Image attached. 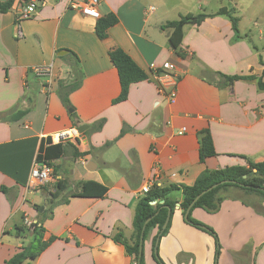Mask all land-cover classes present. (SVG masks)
I'll list each match as a JSON object with an SVG mask.
<instances>
[{"label":"crops","instance_id":"0c3cea01","mask_svg":"<svg viewBox=\"0 0 264 264\" xmlns=\"http://www.w3.org/2000/svg\"><path fill=\"white\" fill-rule=\"evenodd\" d=\"M32 1L38 4L33 18L19 19L22 0L0 13V264L20 251L24 238L32 240L16 234L26 220L44 227L45 241L56 239L25 264H134L114 237L121 235L133 244L135 209L145 183L192 186L207 170L246 166L242 157L264 162V89L259 87V80L264 82V43L260 51L250 33L241 34L240 21V39L227 16L186 25V57L181 58L163 28L174 20L164 12L157 15L147 0H100L101 18L113 13L119 20L105 40L96 34L98 19L81 11L88 0ZM200 2L199 14L226 8L208 11V0ZM258 33L264 42V30ZM115 48L123 49L148 75L119 104H113L121 92L119 75L109 56ZM166 62L177 68L173 104L159 91L149 68L155 63L161 69ZM46 65H53L52 82L32 72ZM77 71L82 84L69 95L74 109H68L59 90L75 82ZM217 74L254 79L219 88ZM101 120L97 131L94 126ZM73 126L88 127L78 142L62 144L61 157L50 153L53 181L27 189L38 156L44 157L49 144L58 145L51 137ZM204 130H210L217 156L203 163L198 134ZM58 180L66 189L51 213L50 194ZM88 181L106 186L107 194L73 197ZM223 196L216 213L197 208L192 214L216 232L218 260L215 238L188 224L177 207L158 245L166 264H264V199L237 188ZM170 198L181 202L182 192ZM157 234L156 228L144 242L145 264H157Z\"/></svg>","mask_w":264,"mask_h":264},{"label":"trees","instance_id":"16d2710c","mask_svg":"<svg viewBox=\"0 0 264 264\" xmlns=\"http://www.w3.org/2000/svg\"><path fill=\"white\" fill-rule=\"evenodd\" d=\"M16 0H0V13H6L11 10L13 4ZM30 3V0H22V4L25 6ZM215 16H227L232 22L233 29L236 33V39H240V30H239V20L236 18L232 11L227 8L220 9L216 14H192L181 16L178 20L171 21L167 23L163 28L169 30V41L171 48L181 58H185L186 54L183 51V29L186 25L192 24L200 26L207 18ZM119 22L117 16L113 13L98 19V22L95 27V31L99 39L105 40L108 37V30L117 25ZM111 62L117 69L121 92L120 95L113 100V104H119L126 101L129 97V91L133 84L140 83L148 79V75L142 70L138 64L131 58L121 48L112 49L109 52ZM78 59V58H77ZM33 72V71H32ZM34 73V72H33ZM77 75V76H76ZM79 75V76H78ZM219 80L215 82V85L219 88H224L232 85L235 81L238 80H248L254 79L252 76H226L223 74H217ZM75 82L69 86H62L59 90V96L66 108L74 109L69 95L81 87L80 73L77 71L75 74ZM260 89H264V82L262 79L259 80ZM27 111L19 112L20 116H24L28 113ZM72 118L76 121L78 117L75 113L71 114ZM104 124V120L99 121L95 126V130H101ZM126 133L124 129L119 136L122 137ZM199 156L200 161L205 162L207 159L216 157L217 152L213 143V139L210 133V130H204L199 132ZM108 144V143H107ZM63 145H52L49 144L44 151V161L48 162L50 165V153L55 157H61L63 155ZM246 160V166H232L226 167L218 170H207L202 173V175L197 179L194 185L192 186H169V187H153L149 193L144 195L139 201L135 209V217L133 222L134 227V239L133 244H129L124 240L123 236L117 235L114 237V240L118 243H121L125 246L126 251L129 255L134 258V264H139V246L141 233L146 222L150 221L146 225L144 242L149 237L150 233L154 229H158V234L154 238V258L157 264H166L158 254V246L156 248L157 240L166 236L170 230L171 226V217L174 211L179 207L182 211L183 217L185 218L187 211L190 209L188 218H185V221L202 230L211 236H213L217 242V251H216V261L218 260L220 254V244L216 232L209 226L195 220L192 216L193 211L197 208L203 209L208 213H216L222 202L224 201L223 192L229 188H237L243 190L247 193L256 194L264 199V162L255 163L249 160L246 157H242ZM42 160L40 156L37 158ZM226 182L219 185L217 188L209 191L203 195L193 206L194 200L205 190L211 188L212 186L219 184L221 182ZM66 189V184L58 180L55 184L54 191L51 192V213L54 206L57 204L55 201L60 197L61 193ZM2 191L7 192L5 188H2ZM108 192V188L98 182L88 181L83 182L79 186V190L73 194V197L79 198H103ZM174 192H182L183 200L180 202L178 200H172L170 197ZM156 201V205H151V202ZM56 204H55V203ZM41 206H38L36 209H40ZM169 208L172 210L170 220L165 229L164 225L169 216ZM47 211L43 214L46 218ZM52 215V214H51ZM41 220V221H43ZM44 227L39 224V222L33 223L31 226H28L25 222L23 225H20L16 229V234L30 236L32 240L23 245L19 252H17L13 257L5 262V264H25L28 261L36 260L56 239L52 238L49 241L44 240ZM140 264H145V255L140 259Z\"/></svg>","mask_w":264,"mask_h":264},{"label":"built area","instance_id":"2783aa9c","mask_svg":"<svg viewBox=\"0 0 264 264\" xmlns=\"http://www.w3.org/2000/svg\"><path fill=\"white\" fill-rule=\"evenodd\" d=\"M36 2H30L23 8L19 19H30L33 18L38 13V7ZM100 0H88L81 6V11L85 16H89L95 19H100L101 14L99 11ZM151 10H154L153 8ZM151 73L155 79L159 81V91L166 96L170 102L173 104L177 99V78L175 76L176 66L171 62H166L162 65L161 69L155 64L152 63L149 66ZM161 70L163 73H161ZM33 72L39 77L44 79L46 82H52L54 79L53 65L39 66L33 69ZM28 128V127H27ZM185 132V129L182 130V133ZM81 137V132L79 127L73 126L69 129L63 130L54 134L51 137V141L57 144L64 143H76ZM86 164V162H83ZM53 167L46 161L36 160L33 164L30 174V180L28 183L29 190L45 186L51 181H53ZM157 186L154 180L148 181L145 183L140 193L146 195L150 190ZM156 201L151 202V205L155 206ZM36 222H29L26 220V224L31 226Z\"/></svg>","mask_w":264,"mask_h":264},{"label":"rangeland","instance_id":"374dc122","mask_svg":"<svg viewBox=\"0 0 264 264\" xmlns=\"http://www.w3.org/2000/svg\"><path fill=\"white\" fill-rule=\"evenodd\" d=\"M147 2L156 10L157 15L164 12L174 21L178 20L179 16L189 13H202L200 0H147ZM208 3V11L221 7L232 11V14L241 22V34L245 35L244 31L250 33L251 41L259 47L260 51H263L264 42L260 40L258 31L264 30V0H208ZM24 243H29L27 238H24Z\"/></svg>","mask_w":264,"mask_h":264},{"label":"water","instance_id":"95a60500","mask_svg":"<svg viewBox=\"0 0 264 264\" xmlns=\"http://www.w3.org/2000/svg\"><path fill=\"white\" fill-rule=\"evenodd\" d=\"M85 127H88V126H81V127H79V130H80L81 134L85 132V130H86ZM224 183H226V182L224 181V182H221V183H219V184H216V185L212 186L211 188H209V189L205 190L204 192H202V193H201L200 195H198L197 198L194 200L192 206H193V205H194V204H195V203H196V202H197V201H198L203 195H205V194L208 193L209 191H212L213 189L217 188L219 185L224 184ZM190 209H191V208H190ZM190 209H189V210L187 211V213H186V216H185L186 219L188 218V215H189ZM171 213H172V210L169 208V216H168V219H167V221H166V223H165L163 229H165V228L167 227L168 222H169L170 217H171ZM149 221H150V219H149V220L146 222V224L144 225V228H143L142 233H141L140 246H139V264H140V259H141V257L143 256L145 229H146V225H147V223H148ZM159 241H160V240L158 239V240H157V243H156V248H157V246L159 245Z\"/></svg>","mask_w":264,"mask_h":264}]
</instances>
